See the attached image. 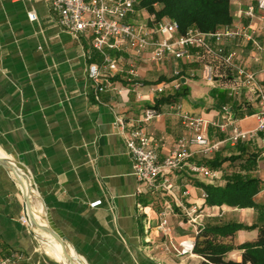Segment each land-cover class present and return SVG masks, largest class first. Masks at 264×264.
<instances>
[{
    "label": "crops",
    "instance_id": "obj_1",
    "mask_svg": "<svg viewBox=\"0 0 264 264\" xmlns=\"http://www.w3.org/2000/svg\"><path fill=\"white\" fill-rule=\"evenodd\" d=\"M257 1L230 0L229 12L231 28L258 32L261 50L242 38L221 43L224 54L234 53L233 63L247 73L264 69V24L256 10L252 19L244 15ZM139 16L134 21L145 22L143 11ZM90 40L89 35L73 38L61 30L47 0H0V159L15 163L13 173L20 178L17 182L0 164V259L16 255L21 258L13 264H67L58 242L36 229L32 220L55 233L76 264H199L198 256L178 253V243L195 235L181 213L182 207L192 206L201 211L202 222L214 218L250 227L235 233L236 246L255 241L257 227L264 226V132H253L264 78L258 75L255 86L246 84L220 58L199 49L189 50L187 59L161 64L144 55L134 59L140 86L122 91L120 97L101 95L96 102L87 68L100 58ZM205 41L214 46L211 37ZM206 63L214 70L211 85L201 76ZM174 75L177 90L170 85ZM160 85L167 87L161 95L182 96L159 105V117L147 126L159 160L190 134L183 114L204 122L205 137L219 145L208 155L191 146L186 164L158 181L168 180L171 190L150 192L136 181L114 121L121 117L127 130L136 126L144 111L155 106L158 95L153 89ZM232 127L250 134L231 146L226 139ZM231 157L236 159L217 169L207 166ZM191 165L216 177L194 175ZM249 165L252 169L245 171ZM246 173L260 181L254 206L205 203L200 185L223 188L228 177ZM162 211L170 228L165 237L157 231ZM242 253L232 250L225 260L239 262Z\"/></svg>",
    "mask_w": 264,
    "mask_h": 264
},
{
    "label": "built area",
    "instance_id": "obj_2",
    "mask_svg": "<svg viewBox=\"0 0 264 264\" xmlns=\"http://www.w3.org/2000/svg\"><path fill=\"white\" fill-rule=\"evenodd\" d=\"M18 1V0H11ZM51 13L57 18L59 28L73 38L81 35H89L91 48L100 58V63H92L87 68V78L90 84L92 96L96 102L101 95L120 97L122 91L134 90L140 86V79L134 59L146 60L161 64L169 59H187L189 50L199 49L202 53L215 56L234 70L237 77L243 79L246 84L254 85L258 75L264 78V69L257 73H247L233 63L234 53L224 54L221 43L242 38L251 44L255 51H260L261 46L257 40L256 30L245 31L243 28L226 27L211 35H202L196 31L188 30L184 35L178 34V26L174 21L163 19L153 22V17L144 10L137 8V0H47ZM255 10L257 19L264 24V0H258L255 9L249 8L244 15L252 19ZM141 11L146 14L145 22L136 23ZM30 21L35 20L34 15H29ZM211 37L214 46L210 47L205 37ZM202 79L207 85L212 84L214 70L210 64H204ZM173 90L179 87L176 75L170 84ZM166 85L153 89L155 95L163 93ZM257 112L254 117L256 127L254 133L264 132V93H257ZM157 117L159 112L154 109H146L136 126L127 130L124 120L116 117L114 129L123 138L124 146L132 164L134 177L147 191L159 189L171 190L172 186L164 176L181 169L190 158L189 149L196 146L202 155H208L215 151L218 143H209L205 137L206 124L200 119H194L186 114L181 116L190 134L178 139L172 150L163 159L159 160L156 152V144L147 133V126ZM223 128V127H221ZM250 133L239 131L232 127L226 141L235 146L246 139ZM190 173L204 178H215L216 173L200 166H189ZM205 199L206 195L202 194ZM184 222L194 227V230L202 225V213L196 206L181 208ZM25 223V219H20ZM157 231L162 236L170 233L166 213L158 215ZM194 248L193 240H182L178 243V253L181 257L192 256ZM21 257L11 255L0 259V264H13Z\"/></svg>",
    "mask_w": 264,
    "mask_h": 264
},
{
    "label": "trees",
    "instance_id": "obj_3",
    "mask_svg": "<svg viewBox=\"0 0 264 264\" xmlns=\"http://www.w3.org/2000/svg\"><path fill=\"white\" fill-rule=\"evenodd\" d=\"M229 2L230 0H137V8L153 17V22L163 19L174 21L178 26L179 35H184L188 30L202 35H211L231 26ZM180 96H182L181 93L159 94L155 106L151 109L158 111L159 105L173 103ZM239 144L240 142L236 145ZM235 159V157L222 161L214 159L207 166L213 170L220 167L226 160ZM247 160L249 161L250 157ZM244 169L250 171L252 165ZM200 186L206 194L205 203L208 206L227 205L243 208L254 206L252 199L258 192L260 181L246 173V175L234 174L228 177L223 188ZM249 228L223 219H206L195 231L193 254L201 259L199 264H264V226L257 227L255 241L241 246L234 244L235 233ZM235 249L243 251L240 261H226L225 255Z\"/></svg>",
    "mask_w": 264,
    "mask_h": 264
},
{
    "label": "water",
    "instance_id": "obj_4",
    "mask_svg": "<svg viewBox=\"0 0 264 264\" xmlns=\"http://www.w3.org/2000/svg\"><path fill=\"white\" fill-rule=\"evenodd\" d=\"M0 164L4 167H6L8 170H10L12 173L14 172L13 168L15 166V163L11 162V161H8L6 159H0ZM12 177L17 181L19 182L20 181V178L15 174L13 173L12 174ZM21 179H23L28 188H30V183L29 181L27 180V178L24 176V175H20ZM24 201L25 203L27 204V201H28V194L24 193ZM31 224L38 230L40 231H44L46 233H49L51 234V236L58 242V244L60 245L61 247V252H62V256L63 258L66 260V263L67 264H76L71 258L70 256L68 255L67 253V250L65 249L64 245H63V242L61 241V239H59V237L55 234V233H51L50 231H47L46 229L40 227L39 225H37L35 222H33L32 220H30Z\"/></svg>",
    "mask_w": 264,
    "mask_h": 264
},
{
    "label": "bare ground",
    "instance_id": "obj_5",
    "mask_svg": "<svg viewBox=\"0 0 264 264\" xmlns=\"http://www.w3.org/2000/svg\"><path fill=\"white\" fill-rule=\"evenodd\" d=\"M24 192V191H23ZM65 260V259H64ZM66 261V260H65Z\"/></svg>",
    "mask_w": 264,
    "mask_h": 264
}]
</instances>
